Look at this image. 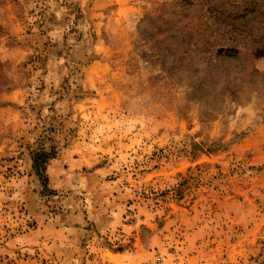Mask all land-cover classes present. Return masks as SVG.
<instances>
[{
  "label": "rangeland",
  "instance_id": "374dc122",
  "mask_svg": "<svg viewBox=\"0 0 264 264\" xmlns=\"http://www.w3.org/2000/svg\"><path fill=\"white\" fill-rule=\"evenodd\" d=\"M101 193L130 264H264V0H0V264Z\"/></svg>",
  "mask_w": 264,
  "mask_h": 264
},
{
  "label": "crops",
  "instance_id": "0c3cea01",
  "mask_svg": "<svg viewBox=\"0 0 264 264\" xmlns=\"http://www.w3.org/2000/svg\"><path fill=\"white\" fill-rule=\"evenodd\" d=\"M95 1L97 5L102 2V5L109 6L115 0ZM109 19L108 26L110 28H113L115 23L124 20L123 17L117 15V12L110 15ZM105 196L110 198V193L107 195L101 193L99 195L101 201L91 203L90 207H87V213H82V225L79 228L72 225L55 224L54 222H48L45 226L44 235L47 233L50 235L52 234L51 231L55 230L54 240L45 237L48 241L44 243L48 245L47 248L51 249L52 254L55 252L60 264H130L138 262L137 259L140 260L139 246L142 247L141 244L136 243L134 249L125 251L113 250L119 245L124 246L125 241H119L118 246L117 243H113L111 246L102 244L101 237L103 235H113L121 226L127 234H131L133 230L123 223L120 210H116L102 201L106 199Z\"/></svg>",
  "mask_w": 264,
  "mask_h": 264
},
{
  "label": "trees",
  "instance_id": "16d2710c",
  "mask_svg": "<svg viewBox=\"0 0 264 264\" xmlns=\"http://www.w3.org/2000/svg\"><path fill=\"white\" fill-rule=\"evenodd\" d=\"M53 152H48L44 148H40L33 156V170L39 177L45 189H47L48 177L46 175V165L50 159L54 157Z\"/></svg>",
  "mask_w": 264,
  "mask_h": 264
},
{
  "label": "built area",
  "instance_id": "2783aa9c",
  "mask_svg": "<svg viewBox=\"0 0 264 264\" xmlns=\"http://www.w3.org/2000/svg\"><path fill=\"white\" fill-rule=\"evenodd\" d=\"M159 262H162V259H159Z\"/></svg>",
  "mask_w": 264,
  "mask_h": 264
}]
</instances>
